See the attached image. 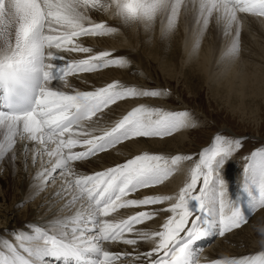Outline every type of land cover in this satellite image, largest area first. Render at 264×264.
I'll list each match as a JSON object with an SVG mask.
<instances>
[{
	"label": "snow or ice",
	"instance_id": "6c2138e0",
	"mask_svg": "<svg viewBox=\"0 0 264 264\" xmlns=\"http://www.w3.org/2000/svg\"><path fill=\"white\" fill-rule=\"evenodd\" d=\"M227 18L228 27L235 17V9L249 18L264 21V0H220ZM27 7L22 11L13 4V13L17 25L15 28V45L9 53L0 54V83L15 86L22 77L38 70L43 83L39 89L33 107L24 112L0 110V128L4 130L0 142V165L11 170L28 165L31 154L32 164L36 165V155L48 157L49 167L38 172V179L55 180L54 173L59 171L66 189L79 192V200L89 209L87 223L91 227H73L71 235L61 231L59 235L44 230L36 223L24 221L16 228L6 230L10 235L0 233V264H40L42 258L78 259L82 252L99 253V264H114L119 260H131L132 264H177L183 256L187 242L201 238L205 229L200 217L193 216L188 208L190 200L197 201V211L208 215L209 183L217 182V209L213 213L218 217L221 236L240 229L246 223L239 207L233 206L225 195V187L219 168L230 157L233 150L242 145L241 138L235 140L216 134L212 143L198 154V162L191 169L190 178L179 189L176 196L148 194L165 184L183 159H192L181 155L170 159L161 154L147 151L130 154V158L111 167L91 174L76 171L75 163L85 160L106 146L120 141H136L137 138L164 140L178 129L189 126L191 120L186 111L165 110L143 103L132 106L108 129L100 135H92L81 127L82 121H92L97 113L113 104L125 101L158 99L166 93L158 89L141 88L136 85L123 86L119 81H110L92 91H80L74 95L54 91L48 87L55 77L52 76L54 65L49 61L55 59L52 50L67 53H91L92 48L78 42L81 37H104L118 33L106 22H96L89 15L90 10L99 9L104 14L112 15L125 22L152 18L154 4L150 0H26ZM216 0H201L200 11L206 7H215ZM175 11V9H174ZM171 26V18H170ZM227 35V32L225 33ZM240 33L236 34L231 52L239 46ZM114 51H99L84 59H72L57 71L60 80L80 73H93L108 68L128 67L129 61L113 55ZM64 59V57H61ZM74 126L80 128L75 131ZM78 145L86 150L76 151ZM244 174L245 188L248 175L256 183L258 176V199L255 206L264 207V151L254 150L250 158L246 157ZM215 162V168H214ZM43 166V163L41 164ZM3 170V169H0ZM54 177V179H53ZM137 198H131L132 196ZM76 197H73L75 200ZM168 207L154 209L153 212L137 211L118 223L110 222L107 217L117 209L157 206ZM166 215L159 230L151 235L142 233V240L154 245L146 252L137 250L138 241L126 238L125 233H133L134 226L145 220H154ZM82 222L77 216L74 222ZM208 220L203 221L207 225ZM66 228V225L60 226ZM92 235L85 239V233ZM264 233V229H261ZM79 233V235H77ZM187 238V240H185ZM262 247L256 252L223 261V264H264V239ZM130 246L124 253L113 252L112 245ZM107 249V250H106ZM123 257V258H122ZM127 258V259H125ZM208 264H221L218 258Z\"/></svg>",
	"mask_w": 264,
	"mask_h": 264
},
{
	"label": "bare ground",
	"instance_id": "6f19581e",
	"mask_svg": "<svg viewBox=\"0 0 264 264\" xmlns=\"http://www.w3.org/2000/svg\"><path fill=\"white\" fill-rule=\"evenodd\" d=\"M150 2L154 4V11L152 18L148 21L140 19L125 22L112 15L104 14L99 9L90 10L89 15L94 21L106 22L109 27L117 29L118 33L104 37L78 38V42L82 46L90 47L93 51L85 54L56 52L52 50L56 58L49 61V63L54 65L52 69L54 71L64 67L72 59H84L88 55H96L99 51H114V56L123 57L129 61L128 67L108 68L104 71L101 70L102 72L98 70L97 74L93 72L70 75L65 77L63 81L60 80V77L56 76L48 87L54 91H62L66 94L74 95L80 91L95 90L110 81H119L125 87L130 85H136L138 87L144 86V81L147 78L151 79L152 77L150 76L153 75L151 69L148 67L149 60L147 61L144 58L146 56L143 55L144 57L140 58L142 56L140 50H143L153 58L157 67L156 71L162 76L165 82L177 77L178 74H186L185 76L188 78L193 77L195 80H205L207 77H212L217 86L221 82L218 88L215 86L216 89L213 90L214 96H220L218 93H223V95L227 94L228 98H225V100L229 103L231 109L240 110L241 112L250 110V112L255 113L256 110L254 111V109H256L257 103L253 100L259 97L264 98V78H262L264 77V21L259 22L256 18L246 17L244 14L237 13V9H235V17L229 28L220 0H216L215 7H211L210 11L209 7H206L203 12L200 11L201 0H175V2L173 0H150ZM168 2L169 7H166L165 5ZM14 3L17 9L21 7V11L27 7L26 0L16 2L14 0L1 1L0 54L9 53L15 45L17 21L14 17L13 7L11 9L9 8ZM206 21L210 22L212 26L209 30V34L212 37L211 44H209V41L207 44L204 42L205 31L202 32L203 34L200 32L195 35L194 33L200 29L195 24L201 23L202 25L203 22L206 24ZM200 31L202 30L200 29ZM226 32L227 35L225 34ZM238 32L240 33L239 46L233 53L230 49L233 47V41ZM256 46L259 48H256ZM230 53L233 54L228 56ZM61 57H64V59H61ZM228 57L231 58L228 59ZM184 66L192 70V72H189ZM183 68L186 70L185 73H183ZM148 70H150L148 72L149 77H144V81L141 80L142 77H137V75H142L143 72L146 73ZM216 77H225V79L218 82L219 80L217 81ZM246 96L255 104L252 105L251 102L244 99ZM165 97L163 96L164 99ZM155 101L158 102L159 100L155 99ZM130 102L122 100L119 103L113 104L110 108H106L102 112L97 113L89 123L82 121L81 127L90 133L88 138H91L94 134L100 135L102 130L114 126V123L110 124V121L117 114H122L123 109L128 108L129 105L132 106ZM107 119L112 120L108 121ZM106 123H108V126ZM74 130L80 131V128L74 126ZM191 132L189 126H187L178 129L171 136L164 138V140L140 137L136 141H127L120 146L118 144L121 142L115 141L107 145L106 150L100 151L98 155H93L85 160L76 162L75 169L81 174H91L123 162L125 159L130 158V154L145 151L149 153H162L164 150L169 153L171 151H184L188 146L185 140L190 136ZM3 137L4 130L0 128V142L3 141ZM79 146L81 147H77L75 149L76 151L85 149V146ZM143 148L148 149L144 150ZM36 161V165H33L30 154L28 157V165L24 168L14 167L8 170L3 165H0V169H3L0 170V233L10 235L6 230L16 228L17 225L24 221L34 222L48 231L49 234L55 233L57 235L61 231H64L65 235H71V229L73 227H91L87 223L89 215L88 206L86 203L80 202L79 192H72L66 189L59 171L53 174L55 176L54 181L38 179L37 173L43 172L44 167L50 168V165L47 163L48 157L46 155L41 157L37 154ZM42 163L43 166H41ZM230 170L231 166H227V172L232 174ZM181 178V173L174 174L163 186L160 185L154 189L152 194L174 195V190L177 188V183ZM222 181L225 184L223 179ZM247 186L249 191L258 187V177L256 183H254L252 176H248ZM213 187H215L216 193L218 186L215 179L211 181L208 190ZM158 189L161 192L167 193H159L160 191L158 192ZM231 189L230 187L229 189H225V191L233 194L232 204L235 206L236 201L240 197ZM211 190L213 192V189ZM244 191L246 190L244 189ZM245 195L247 197L242 195L237 207H239L241 214L243 216L247 214L246 217L248 218L249 213H252L254 210L255 212L257 211L255 208L258 206H255L253 201L258 199V193L246 191ZM74 196L76 197L75 200H73ZM140 196H144V193H140ZM211 196L213 197V194ZM236 196L237 199H235ZM134 197L132 196L131 198ZM210 197H208V200ZM209 202L207 207L211 211L212 208ZM22 204H24L23 208L21 207ZM193 206L195 207V204ZM160 207L166 208L168 205L140 207L139 209H117L116 212L110 213L107 219L112 223H118L121 220L127 219L129 216L136 215L137 211L153 212L154 209ZM194 207L192 209L193 216H199L201 225L204 227L203 221L205 219L207 220L209 214L198 213L197 206ZM166 215H169V213H163L162 216L156 217L154 220L135 225L133 233H125L126 238H134L140 241L138 242L137 250L146 252L154 247V245L149 241L142 240L141 234L146 232L151 235L154 231L159 230L161 225L157 223L163 224ZM77 216L82 218V222H74ZM153 224L157 225L153 226ZM62 225H66L67 227L64 229L60 227ZM212 226V224L208 223L204 227V237L202 236V238L193 240L191 244L187 242L185 248L187 257L183 254L179 260L188 258L191 264H199L198 262L204 264L205 257L218 258V260L225 261L240 256V254L256 252L261 247V239H264V233L261 232V229H264V208L262 207V209L258 210L246 226L224 238L219 234L220 231L215 230ZM216 233L220 236L216 242H212V244H210L211 241L205 243V241ZM84 235L87 240L92 234L86 232ZM198 245L205 246L203 248L207 250L199 256L197 262L189 257L197 253ZM129 247L123 244L118 247L112 245L111 250L122 254ZM92 254L93 252L89 253L90 256ZM51 258H53L51 255L44 256L40 264H51ZM114 264H120V261H114ZM124 264H132V261L130 259L124 260ZM135 264H142V262L136 261ZM183 264H187L186 260Z\"/></svg>",
	"mask_w": 264,
	"mask_h": 264
},
{
	"label": "rangeland",
	"instance_id": "374dc122",
	"mask_svg": "<svg viewBox=\"0 0 264 264\" xmlns=\"http://www.w3.org/2000/svg\"><path fill=\"white\" fill-rule=\"evenodd\" d=\"M1 1L2 0H0V4H1ZM14 1L16 2L19 0H14ZM173 1L175 2V0H173ZM165 6L169 7V2ZM12 7H13V5L9 8L11 9ZM18 9L21 10V7ZM236 12L240 13V11H238V9ZM195 26H199L200 29L202 30V31H200V29H198L196 32H194L195 35H197L200 32H201V34H203L202 32L205 31V34H204L205 35L204 36L205 41L204 42H205V44H207L209 41V44H211L212 43L211 42L212 37L209 34L210 27L212 28L211 23L207 22L205 24L203 22L202 25H201V23H198V24H195ZM248 48H250V46H248ZM256 48H259V47L256 46ZM140 53L142 55V56H140V58L146 56L144 58H146L147 61L149 60L148 61L149 66L148 67L151 69L152 75H153V76H150L153 79L147 78L146 80L144 77H149L148 72H150V70H148L146 73L143 72L142 75H137V77H142V79H141L142 81L145 80L144 86H141V87L142 88H149V89L153 88V89L161 90V91L166 93V95H165L166 97H165V99L163 98V96L158 98V100H159L158 102L155 101V99H147V100L142 99L139 101H131L130 104L143 103V104L150 105V106L160 107V108H163L165 110L170 109L173 111H186L188 113L190 120H191V123L189 124V129L192 132L190 133V136L185 140V141H187L188 146L185 148L184 151H171L169 153V152H166L164 150L162 153H159V152L155 153V154H161L165 158H168V159H170L172 156H175V155H181L184 157H187L189 154L192 155V159L186 158V159L181 160L179 162V164L176 166L174 173H172V176H170V177H173L174 174H176L178 172H179V174L180 173L182 174V178L177 183V186H176L177 188L174 190V195H171V196H176L179 192V189L190 178L191 169L195 166V163L198 162V154H199L200 150L206 146H209L212 143L214 136L216 134H222V136L227 137L229 139H233V140H235L236 138H241L240 144L242 146L239 147L238 150H233L230 157L224 161L223 166L221 168H219V170H218L220 177H222V179L225 181V184H224L225 189H229L231 187L232 188L231 190L235 191L236 195H238L240 197L239 198L240 200H241L242 195L244 197L246 196L245 195L246 191L258 193V191H257L258 187H255L251 191H249L248 186H247V188H245V174H244L243 170H244L245 164L249 162V161H246V159H245L246 157L250 158V154L254 150L264 151V98L259 97L258 99L256 98L255 100H253L254 102L256 101L255 103H257V107H255L256 109H254V111L256 110L255 113L250 112V110H244L242 112L240 110H233L230 108L229 103H227V101L225 100V98H228L227 94L223 95V93L222 94L218 93L220 96H214L213 95V93H214L213 90L218 88V86H220V84H221L220 81H223L225 79V77H216V80L217 81L219 80L218 82H220L218 86L216 85L215 81H213L212 77H207V79H205V80H198V79L195 80L193 77H192L193 79L190 77L188 78L187 76H185L186 74H181V75L178 74L177 77H174L173 79L169 80L168 82H165L162 79V76L156 71L157 67H156L155 62L153 61V58L150 55H147L143 50H140ZM231 54H233V53H230L228 56H230ZM230 58L231 57H228V59H230ZM236 58H238V57H236ZM184 68L188 69L186 66H184ZM184 68H183V73H185V71H186ZM104 70H106V69H104ZM104 70H102V71H104ZM97 71L94 73L97 74ZM99 71H101V70H99ZM144 71H146V70H144ZM189 72H192V70H189ZM221 78H222V80H220ZM262 78H264V77H262ZM215 86H217V87L215 88ZM221 98H222V100H221ZM248 98L249 97L246 96L244 99L251 102L252 100L250 101ZM254 102H251L252 105L255 104ZM130 107L131 106L129 105L128 108H126V109L128 110ZM126 109H123L122 114H120V115L125 114V112L127 111ZM117 115H116V117L112 118L113 120L107 119L108 121L112 120V121H110V124L115 123L120 117H122L120 115H118V116ZM106 124L108 126V123H106ZM125 142H127V141H125ZM123 143L118 144V146L122 145ZM189 146H190V148H189ZM114 149H116V148H114ZM143 149L145 150L148 148H143ZM213 166L215 168V162H214ZM227 166H229V167L231 166L230 172H232V174L227 172ZM250 175L251 174H249L248 176L250 177ZM210 184H211V182L209 183L206 191H207V193H209L208 197H210L211 194H213V197L211 196L208 200V202L210 201L209 205H211L212 209L209 212L207 220L209 221L210 224L213 225L212 227H214L215 230L220 231L219 226H217V228H216V225H218V223H216L218 221V217H216V215L213 214L218 207V205L216 203V193H215V187L216 186L213 188H210V190H208ZM161 186H163V185H161ZM7 187H8V184H7ZM211 189H213V192H211L212 191ZM244 189L246 191H244ZM155 191H157V190H155ZM159 191L160 190L158 189V192ZM141 193L142 194L144 193V195L152 194V193H148V192H141ZM159 193L164 194L167 192H161L160 191ZM225 195L232 202V199H233L232 195L233 194L231 192L225 191ZM235 199H237V196ZM239 199L236 201V205H235L236 207L238 206L237 204L240 202ZM246 200H247V198H246ZM195 202H196L195 200L189 201L188 206H190L189 207L190 209H193V207H194L193 205L196 204ZM165 205H168V204L165 203ZM21 207L23 208L24 204H22ZM255 209L257 211L255 212V210H254L252 213H249L248 218L246 217L247 214H245L243 216V217H245V221H246L244 226H246L251 221V219L254 217V214H256L258 212V210L262 209V207L258 206ZM147 221H149V220H145L144 222H147ZM157 224H153V226L157 225ZM240 229H237V230H240ZM237 230L230 232V233H226L224 236H222V238H224L225 236H227L231 233L236 232ZM213 237H214V235L209 239H212ZM219 237L220 236L216 235V237L213 239V242H216L217 238H219ZM209 239H208V241H209ZM205 243H207V241H205ZM210 244H212V243H210ZM261 247H262V245H261ZM249 253H252V252H249ZM249 253H246V254H249ZM246 254H240V256H244ZM236 257H239V256H236ZM207 259H208V261H210L211 259H214V258L205 257L204 258V264H208ZM219 261L221 262V264H223L224 260H219Z\"/></svg>",
	"mask_w": 264,
	"mask_h": 264
}]
</instances>
